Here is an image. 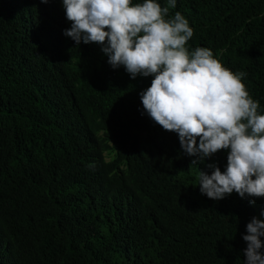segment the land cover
<instances>
[{
    "label": "trees",
    "instance_id": "obj_1",
    "mask_svg": "<svg viewBox=\"0 0 264 264\" xmlns=\"http://www.w3.org/2000/svg\"><path fill=\"white\" fill-rule=\"evenodd\" d=\"M177 11L190 50L246 72L264 114V0H177ZM70 27L62 0H0V264H244L264 197L202 194L199 170H226L228 151L193 165L144 110L154 77L114 69Z\"/></svg>",
    "mask_w": 264,
    "mask_h": 264
},
{
    "label": "clouds",
    "instance_id": "obj_2",
    "mask_svg": "<svg viewBox=\"0 0 264 264\" xmlns=\"http://www.w3.org/2000/svg\"><path fill=\"white\" fill-rule=\"evenodd\" d=\"M47 3L48 0H43ZM71 27L64 34L76 45L96 43L115 69L132 79L154 77L140 93L148 116L178 134L184 152L203 162L227 150L226 170L210 164L199 170L198 187L210 199L233 192L264 197V114L244 83L246 72L225 67L209 47L190 50L194 36L177 0H62ZM255 203V199L251 200ZM264 220L247 224L244 264H264Z\"/></svg>",
    "mask_w": 264,
    "mask_h": 264
}]
</instances>
